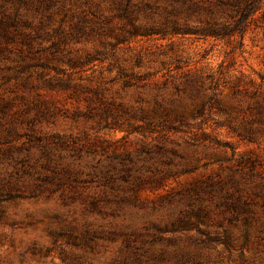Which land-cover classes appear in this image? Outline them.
<instances>
[{
    "label": "rangeland",
    "instance_id": "374dc122",
    "mask_svg": "<svg viewBox=\"0 0 264 264\" xmlns=\"http://www.w3.org/2000/svg\"><path fill=\"white\" fill-rule=\"evenodd\" d=\"M145 2L173 4L131 0L136 26ZM121 12L57 0L0 27V264H108L120 232L264 264L263 28L135 31Z\"/></svg>",
    "mask_w": 264,
    "mask_h": 264
},
{
    "label": "trees",
    "instance_id": "16d2710c",
    "mask_svg": "<svg viewBox=\"0 0 264 264\" xmlns=\"http://www.w3.org/2000/svg\"><path fill=\"white\" fill-rule=\"evenodd\" d=\"M57 0H0V27L7 28L12 23L17 22L22 14V9H34L36 12L49 11ZM116 8L121 9V16L129 17L131 0H113ZM134 6V3L131 4ZM144 10H148L145 26H136V17L130 18L133 29H143L145 32L161 31L170 26L172 31L189 30L188 22L194 14V32L215 37H226L233 35L243 36L251 26H260L264 31V0H173L170 9L164 8V13L158 14L156 18L154 10L158 5L144 3ZM151 12V13H150ZM183 21V25L179 24ZM160 21V22H159ZM160 23V24H158ZM170 23L171 25H167ZM263 223V222H261ZM245 223L243 235L244 241L239 245L236 239L225 238L223 243L224 251L228 252L227 257L221 256L220 262L224 258L231 257V249L238 246L240 249L248 239V228ZM116 235V233H112ZM124 235L123 242L117 249L116 255L108 264H218L207 259H202L194 250L181 247L170 251L162 250L159 253L151 250L152 242L137 241L138 237L131 238V234L120 232ZM217 240V239H210ZM242 250L240 256H242ZM219 262V263H220Z\"/></svg>",
    "mask_w": 264,
    "mask_h": 264
}]
</instances>
